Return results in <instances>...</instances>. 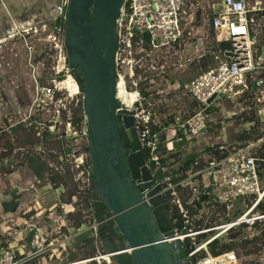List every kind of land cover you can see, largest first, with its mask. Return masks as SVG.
I'll return each mask as SVG.
<instances>
[{
	"label": "built area",
	"instance_id": "1",
	"mask_svg": "<svg viewBox=\"0 0 264 264\" xmlns=\"http://www.w3.org/2000/svg\"><path fill=\"white\" fill-rule=\"evenodd\" d=\"M207 2L208 0H196V3H190L189 0L124 1L117 19V95L127 109L134 111V125L139 142L142 149L149 152L145 164L152 171L154 179L163 184L161 193L171 192L175 197L172 212L176 213L173 218L175 239H180L193 248L188 251L190 264H241L236 250L212 254L209 244L215 239L229 240L231 233L242 231L241 226L252 230L242 238L252 239L257 232L254 228L256 222L264 220V210L257 209L260 204L264 205V136L236 147L212 143L208 146L217 150L219 156L211 154L210 149L205 148L204 156L207 158L201 160L198 154L187 159L194 161L185 170L182 169L185 163L183 158H179L176 166L173 165L176 159L171 157L172 150H168L165 143L166 134L153 125L154 108L149 101L153 95L150 92L152 80L157 81L159 88H154V91L158 90L163 94L164 82H169L172 78L169 71H184L192 63L193 59L186 56L185 49L190 37L195 36L196 28L201 25L210 27L214 33L217 48L212 54L217 64L202 70L184 85L183 88L195 101L196 108L191 115L176 123L172 128L173 134L199 137L210 121V108L218 105L219 98L242 105V112H254L255 106L264 104V58L260 62L259 49L262 44L264 47V25L261 21L264 19V0H213L205 6ZM67 5L68 0H60L55 6L53 31L47 38L53 42L55 49L61 51L65 49ZM203 6L208 10L205 12L206 18L202 20L204 25L196 14L197 9ZM40 23L42 22L13 23L4 38L25 41L32 32L47 29V24ZM223 42L228 43V46L223 47ZM26 48L30 60L31 47L27 43ZM227 52L230 55L222 58L221 55L225 56ZM64 60L67 61L65 56ZM68 69L71 72L69 67ZM258 70L261 75L255 78ZM55 75L53 79L47 78L51 79V83L47 80V83L36 84L33 103L41 107L56 106V115L48 123L30 122L29 126L34 125L36 134L41 139L44 138L38 146V152L42 153L50 168L47 182L53 184L51 168L61 174L69 169L76 193L69 202L58 205L61 223H58L57 231L44 230L38 222L29 223L32 231L30 251L17 256L12 250H4L0 253V264H27L40 256L53 257L56 254L59 259H68L75 239L84 232H89L84 238H93L95 252L84 256L82 242V256L79 259L58 264H117L112 258L114 253L105 249L98 235L89 152L85 147L81 150L66 142L75 138L77 127L70 117L71 107H68V111L67 102H64L61 86L64 78L59 70ZM73 94L69 92V95ZM249 100L252 105L246 104ZM64 114L67 116L66 120L63 119ZM29 119L28 116L15 123L8 122L6 129L19 127L21 122L26 123ZM249 120L252 128L260 121L258 116ZM61 125L64 127L62 131ZM84 127L81 131L86 136V126ZM50 137L61 143V153L57 154L56 150L46 148L45 142ZM54 154H57L58 163L52 160ZM64 162L69 164V168L64 167ZM163 166L168 167L170 173L159 177L157 171ZM178 189L186 192L187 200L182 201L177 197ZM207 208L216 211L219 223L202 224L203 215L207 213L204 209ZM70 213L80 215L83 221L79 226L74 224Z\"/></svg>",
	"mask_w": 264,
	"mask_h": 264
},
{
	"label": "water",
	"instance_id": "2",
	"mask_svg": "<svg viewBox=\"0 0 264 264\" xmlns=\"http://www.w3.org/2000/svg\"><path fill=\"white\" fill-rule=\"evenodd\" d=\"M124 1L68 0L64 27L67 64L82 93L98 235L117 264H190L193 248L175 239L162 185L145 164L134 111L117 95Z\"/></svg>",
	"mask_w": 264,
	"mask_h": 264
},
{
	"label": "crops",
	"instance_id": "3",
	"mask_svg": "<svg viewBox=\"0 0 264 264\" xmlns=\"http://www.w3.org/2000/svg\"><path fill=\"white\" fill-rule=\"evenodd\" d=\"M59 1L60 0H0V43L2 34L9 31L13 23L24 24L39 22L41 20L45 22V24L48 22L52 23L54 9ZM198 9L201 11L200 8ZM261 21L264 25V19H261ZM214 39L215 36L210 27H203L201 25L197 27L195 36L190 37L189 40L191 42H198L200 45L203 42V44L198 47V49H194L193 53H190L189 57H191L193 61L188 64L185 69L186 71L189 67L196 68L195 73L190 77H184L183 85L178 88L176 87V89L169 94H167L166 90L163 94H160L158 91L159 88L155 91L156 95L165 98L164 100L160 98L157 101V107H155V103L152 102L154 108L153 125L155 129H161L162 132L166 134L165 143L168 144L169 147L170 144L177 145L175 149H171V157L176 159L173 163L174 166L177 165L179 158H183V162H186L187 159L195 155L198 156L199 154L201 160L206 159L207 157L204 156V149H210L212 154L214 148L208 146L212 143H223L229 147H236L256 139H247L246 135L234 131L235 141H228V136L230 135L227 131V126L232 124V122L229 120L230 118H227L228 121L225 124L223 123V117L217 114V106L210 108V121L206 130L199 137H194L193 141H191L190 137H184L181 134L176 136L173 134L172 128L176 123L187 118L196 108L195 101L189 92L183 88L184 85L202 70L217 64V60L214 59L212 54L217 48ZM224 44L225 42L221 45L224 47ZM259 49L262 54L264 51L263 44L259 46ZM210 55H212L213 60L208 61L207 56L210 57ZM229 55L230 53L227 52L225 56L224 54L221 56L223 58ZM204 64H206L205 67L203 66ZM201 65L203 69L200 71L202 68ZM172 70L169 71V73L172 76L171 80L173 82L175 76L179 73H183V71L174 72ZM167 96L170 97L168 101L166 99ZM171 109L174 111H171ZM234 116L235 114H232V117ZM1 121L2 120H0V136L5 131L11 134L12 131L14 132V129L18 130V127L6 129L8 123L6 121ZM262 125H264V123H262ZM169 129H171L170 134H168ZM262 131H264V129H262ZM10 140H12L11 137ZM40 140L41 138H37V143H27L35 147V154L23 151L19 155L16 154L17 149L14 147L13 151L15 154L12 153L7 158L0 160V253L4 250H12L17 256H20L30 251L29 240L32 231L28 224L31 222H38L43 226L44 230L50 229L52 230L51 232L57 231L59 227L58 223H61L59 220L58 205L62 202H69V186L65 187L61 184L55 187L54 184L51 185L47 182L49 167L47 162L43 159L42 154L37 152L38 146L42 143V140ZM56 142L59 146L58 150H60L62 145L58 140H56ZM12 144L14 145L15 143L13 142ZM21 148L24 149L23 147ZM59 153L60 152L57 151V154ZM43 179L44 181H42ZM18 189H21V192H19ZM50 194L55 195L53 198L44 199ZM53 200L54 203H52ZM242 235L245 237L248 234L242 230ZM71 254L68 257H70ZM60 262L63 263L66 262V260L63 261L59 259L56 254L53 257H49L48 255L40 256L27 264H58Z\"/></svg>",
	"mask_w": 264,
	"mask_h": 264
},
{
	"label": "rangeland",
	"instance_id": "4",
	"mask_svg": "<svg viewBox=\"0 0 264 264\" xmlns=\"http://www.w3.org/2000/svg\"><path fill=\"white\" fill-rule=\"evenodd\" d=\"M209 2H213V0H208V2L205 4H209ZM205 6L201 8L200 11V22L204 25L203 21L207 15L208 10H205ZM195 10V8H194ZM40 25L45 24L42 20L40 21ZM47 29L43 31H34L31 34L28 35L25 41L22 39H15L9 41V39H5L4 35L1 36V43H0V120L3 122H11L15 123L18 121H21L23 118L30 117L29 121L26 123L21 122L18 125V130L14 129V132L8 133L5 131L0 136V150L3 148V143L5 141L10 140L11 138H14L13 140H10L9 142H14L15 144L12 147L17 149L16 154H21L23 151H27L28 153H36L35 147L30 146L29 144H23V140H19L18 136L24 134H28L30 131L29 129H32L33 126H29L30 122L38 123L41 122H47L48 120H51L53 116L56 115V106L49 105L45 107L37 106L33 103L34 98V91L36 84L39 83H47V80L51 83V79L56 76V72L59 70L60 74H62L64 81L61 84L63 87V94H64V102H67V106L64 103V106H66L67 110L69 111V108L71 107V111L74 110L76 105L78 104L77 101L82 100V93H78L77 95H74L72 92V87L69 81V77L71 75V72H69L67 61L64 60V56L66 59V51L55 49L53 42L48 41V34L53 31L52 29V23H47ZM26 43L31 47L30 56L32 59L29 60V51L26 48ZM203 44V42H202ZM198 42H191L188 41V45L185 49L186 56H189L190 53H193L194 49H198V47L202 46ZM28 56V59H27ZM46 57V58H45ZM208 61L213 60L212 55L207 56ZM264 58V51L262 52L260 56V62ZM204 67L206 64L203 65ZM202 67V65H201ZM203 69V67L200 69V71ZM185 71V70H184ZM179 73L175 76V80L172 82L169 80V82H164L163 88L167 91V94L173 92L176 87H181L183 85V79L184 77H190L193 75L196 71V68L189 67L185 72ZM261 75V72L258 70L255 72V78ZM36 76V79L34 78ZM51 78V79H47ZM161 82V81H160ZM152 88H150V92L153 94L150 99V103L154 102L155 107L157 101L161 98L164 100L165 97L159 96L155 94V89L157 88V81L152 80ZM154 91V92H152ZM69 92L73 95H69ZM73 98V99H72ZM169 96L166 97L167 101L169 100ZM246 99L247 97L244 96ZM246 104L252 105L251 101H246ZM69 107V108H68ZM79 107V106H78ZM77 107V108H78ZM218 111L217 114L221 115L223 117L222 121L225 124L228 120L227 118H230L229 120L232 122V124H229L227 126V131L229 132L228 141L232 142L235 141V132L239 134H243L247 136V139H254L259 137L260 135L264 136V104H259L255 106L254 112L249 111H241L243 109L242 105H239L237 102H232L226 98H219L218 99ZM76 108V109H77ZM66 110V113L68 114V111ZM171 111H174L171 109ZM78 112L75 111V116L77 117ZM232 114H235L234 117H232ZM253 116H258L260 121L257 122L256 127L252 128V123L249 119H251ZM241 117V120H240ZM1 121V122H2ZM61 122V119L59 120ZM77 123H74L75 127H77L76 135L74 139L66 140L67 144H73L76 148L80 147L82 150L84 147L87 146V139L86 136L83 135L82 129L84 127L83 120ZM236 127V129H235ZM29 128V129H28ZM34 129V128H33ZM64 127L61 125L60 130L62 131ZM219 130V128H218ZM225 130V129H222ZM74 131V130H73ZM235 131V132H234ZM33 132H31L32 134ZM171 133V129L168 130V134ZM33 136L36 135L35 133L32 134ZM170 137V135H169ZM54 137H50L46 140L45 146L47 149H53L56 151H59L60 153L63 151V148L60 150L58 143ZM194 138H191V141H193ZM42 141L44 138L41 139ZM180 141V140H179ZM226 141V140H224ZM178 143V141H177ZM23 144V145H22ZM168 145V144H167ZM177 145H171L168 146V150L175 149ZM23 147L24 149H22ZM19 149V150H18ZM167 150V151H168ZM38 152V151H37ZM14 153V151H12ZM15 154V153H14ZM42 154V153H41ZM57 154L53 155L54 159H52L54 162L58 163V158L56 157ZM178 162V161H177ZM64 167L69 168V164L67 162H64ZM71 171V170H70ZM72 173V172H70ZM170 173V169L168 167L163 166L161 169L157 171V175L159 177H162L164 175H167ZM73 178V177H72ZM44 181V179L42 180ZM46 181V179H45ZM73 179L71 180V184H73ZM73 186H70L72 188ZM19 192H21V189H18ZM55 195V194H54ZM53 194H50L46 196L44 199L53 198ZM177 197H179L182 201L187 200V194L186 192H182L180 189L177 190ZM58 202V201H57ZM54 203V200L52 201ZM174 206V205H173ZM264 206V205H263ZM69 207V206H68ZM207 213L203 215L202 218V224H206L207 222H211L210 225H214L220 222L219 217L216 214V211H214L212 208L204 209ZM241 229L243 232L245 231L246 234L250 233L249 228L246 226H241ZM239 230V229H238ZM89 232H84L82 235L77 237L75 239L74 244V250L71 251V256L67 258H63V261H71L73 259H79L82 256L81 252V242L82 239L85 236H88ZM242 231H240L239 236L237 239H242ZM237 243H240L239 241H236ZM236 252L238 253V256L241 260V264H264V243L261 242V240L253 241L252 243H246L244 245H237Z\"/></svg>",
	"mask_w": 264,
	"mask_h": 264
},
{
	"label": "trees",
	"instance_id": "5",
	"mask_svg": "<svg viewBox=\"0 0 264 264\" xmlns=\"http://www.w3.org/2000/svg\"><path fill=\"white\" fill-rule=\"evenodd\" d=\"M189 1H190V3H196V0H189ZM225 46L227 47L228 44L225 43L224 47ZM81 97H82V95H81ZM75 111L78 112L77 117L75 116ZM70 117H71V120H72L73 124L74 123L78 124L79 121L82 122L83 120H85L84 114H83V109H82V100H79V102L76 105V107L74 108V110L71 111V116ZM63 119L64 120L67 119L66 114L63 115ZM84 126H86L85 122H84ZM29 131L30 132L28 134H26V135L22 134V135L18 136L19 140L22 139L23 140V144L37 143L36 139L37 138L40 139V136H38L36 134V131L33 128L29 129ZM31 132H33L32 134L35 133L36 135L33 136L31 134ZM13 139L14 138H12V140ZM9 141L10 140L5 141L3 143L4 150H3V148H1V150H0V160L4 159V158H7L8 156H10L12 154V151H13L14 148L12 147V144H10V143H13V142H9ZM85 149L88 151V147L87 146L85 147ZM213 154L216 155V156H219V153H218L217 150H213ZM144 156H145V159H147L149 157L148 150H144ZM192 161H194V159L187 160L185 163H183L182 169L186 170L190 166ZM50 173H51V177H52V182H53L55 187H57V186H59L61 184L64 185L65 187L69 186V188H68V199L70 201L71 200V196L75 195V193H76V187H75V185L73 186L71 184V179L72 178H71V174L69 172V169L66 170L65 174H61L60 172L56 171L54 168H51ZM70 186H73V187L70 188ZM257 209L260 210V211H263L264 210L263 204H260ZM175 215H176V213H172L173 217H175ZM70 216H71V218L74 219V224L76 226H79L82 223V221H83V220H81V217H80L79 214L70 213ZM206 225H209V224L206 223ZM254 228L256 229L257 232H256V234L254 235V237L252 239H243V238H242L243 240L237 239L238 236H239V233H240L239 231L231 233L228 236L229 240L215 239L214 241H212L209 244L210 252L212 254H218V253H221V252H224V251H227V250H231V249L236 250L237 245H244L246 243H249V242L252 243L253 241H257V240H261V242L264 243V220L260 221V222H256ZM236 241H239L240 243H237ZM82 247H83V255L84 256L93 254L95 252V246H94V243H93V238H84Z\"/></svg>",
	"mask_w": 264,
	"mask_h": 264
},
{
	"label": "flooded vegetation",
	"instance_id": "6",
	"mask_svg": "<svg viewBox=\"0 0 264 264\" xmlns=\"http://www.w3.org/2000/svg\"><path fill=\"white\" fill-rule=\"evenodd\" d=\"M152 172V171H151ZM153 175V174H152ZM154 177V176H153ZM157 182V181H156ZM159 183V182H157ZM162 185V188H163V184L160 183ZM164 198H165V203L168 207V210L170 211V215L172 216V212L174 211V204H173V200L175 199L174 195L171 193V192H166L164 194ZM104 211H106V213H108V209L106 207H104ZM173 217V216H172ZM174 218V217H173Z\"/></svg>",
	"mask_w": 264,
	"mask_h": 264
},
{
	"label": "bare ground",
	"instance_id": "7",
	"mask_svg": "<svg viewBox=\"0 0 264 264\" xmlns=\"http://www.w3.org/2000/svg\"><path fill=\"white\" fill-rule=\"evenodd\" d=\"M69 81H70V84H72L71 87H72L73 93H78L80 91V89L78 87V84L76 82H74L72 76H70ZM119 93L120 94L122 93V88L119 89Z\"/></svg>",
	"mask_w": 264,
	"mask_h": 264
}]
</instances>
